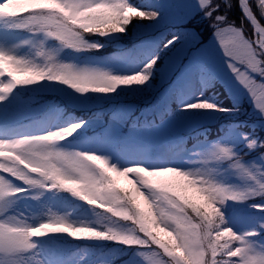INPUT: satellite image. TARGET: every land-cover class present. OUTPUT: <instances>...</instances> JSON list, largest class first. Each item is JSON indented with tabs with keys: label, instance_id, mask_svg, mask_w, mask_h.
I'll use <instances>...</instances> for the list:
<instances>
[{
	"label": "snow or ice",
	"instance_id": "6c2138e0",
	"mask_svg": "<svg viewBox=\"0 0 264 264\" xmlns=\"http://www.w3.org/2000/svg\"><path fill=\"white\" fill-rule=\"evenodd\" d=\"M238 5L242 17L257 31L264 32L250 0H238ZM175 6V13L183 18L193 11L201 13L212 30L214 45L203 48L198 34L187 29L183 19H176L174 31L155 41H141L133 73L123 76L58 62L53 52L44 49L43 40L34 45L40 63L0 46V105L6 104L18 88L41 81L59 82L78 94H110L119 86L145 85L170 53L186 47L207 55L216 50L218 42L229 61L227 69L248 93L261 117L260 123H264V64H259L255 52L261 45H254L242 31L236 33L235 26H220L228 20L231 2L175 0ZM258 6L259 10L264 7V0H258ZM159 17L158 8L144 10L127 0H0L3 32L27 30L76 51L101 47L90 43L86 35L124 33L134 18L155 21ZM168 62L170 69L175 70L171 59ZM237 63L244 65L245 71ZM53 71L60 75H49ZM195 72L201 83L213 79L206 65H197ZM252 74H259L262 82L257 83ZM177 94L179 110H191L193 116L239 111L235 104L227 107L206 96L202 88L193 91L185 86L177 89ZM164 112L171 115L167 107ZM8 119V110L0 108V122ZM112 119L123 124L127 114L114 115ZM82 126L83 120L70 121L42 134L25 132L0 138V264H73L72 254L59 245L55 234L72 240L139 246L146 249L137 253L145 264H264V172L255 164L246 166L243 156L234 152L228 141L213 143L202 154V163L227 161L239 176L252 180V185L238 188L219 183L212 178L211 168L186 171L164 163L147 167L139 162L119 167L96 151H67L58 147ZM133 126L147 127L136 121ZM240 138L250 151L264 149V139L250 138L243 132ZM258 156L264 161V151H258ZM14 180L23 187L15 185ZM33 190L34 200L45 192L69 193L101 210L103 215L98 213L100 218L94 222H75L48 208L33 217L36 223H30L23 214L5 215L14 202L12 198ZM249 200V208L260 215L249 217V227L237 232L228 222L224 208L229 201ZM102 219L110 220L111 226L101 225ZM123 256V251H113L106 264H134L123 260Z\"/></svg>",
	"mask_w": 264,
	"mask_h": 264
},
{
	"label": "rangeland",
	"instance_id": "374dc122",
	"mask_svg": "<svg viewBox=\"0 0 264 264\" xmlns=\"http://www.w3.org/2000/svg\"><path fill=\"white\" fill-rule=\"evenodd\" d=\"M146 2L145 6L141 9L155 10L158 8L160 10V17L155 21L147 20L144 25L136 28V34L141 33L144 34L143 38L146 37L143 41L158 40V36L161 34L158 30L163 28L162 25L176 19H183V24H185L189 30H192L191 26L201 15V13L196 11H193L186 18L177 15L175 13V0H147ZM250 2H253L255 7L259 10L258 0H250ZM262 18L264 19V17ZM203 22L209 29L206 21ZM247 23L248 27H241V31L244 33L245 38L253 41L255 45L257 39L256 30L252 27L250 21H247ZM192 31L198 34V43L202 45L203 48H209L214 45L215 42L212 34L208 36L201 31ZM154 33L158 36L153 35ZM26 40L29 41V43H23V41ZM41 40H43L44 49L53 52L58 62L70 63L76 67L98 68L103 71L107 70V72L115 70L124 73L128 70L127 68L133 64V61L131 64H128L126 61L106 63L93 58H89L90 60L82 58L81 61H78L79 59L72 60L66 52H61V45L54 39L49 38L45 40L42 35H33L27 30H15L5 33L0 29V46L11 48L15 55L34 60L36 63H40L41 58L35 55L36 49L34 45ZM14 45L15 47L13 48ZM185 57L187 58L185 59ZM183 58L184 61L182 60ZM169 59H171L175 70L170 69ZM228 62L227 58L223 56V50L219 49L218 42L216 50L214 52H209L207 55L202 54V51H189L186 47L178 49L165 57L162 67L159 70V83L166 82L174 72H178L181 69L179 71L181 78L179 77L180 79L172 85L174 90L181 89L180 87L183 89L185 86L193 91L201 88L203 89L204 85L198 79L195 68L200 64L206 65L217 77L222 86L239 101L238 107L243 108L248 114L251 113L256 119L258 118L257 121L255 119L259 124L258 127H255L256 125L254 123H252V125L250 124L252 134L257 135L248 136L250 138H256L258 136L257 138L260 139L261 137V139H264V123H260L261 117L253 108L248 93L236 82L231 70L227 69L226 65ZM237 67H239L241 71H245L244 65L237 63ZM186 74H188L187 80L184 76ZM123 75L124 74H122V76ZM252 75L257 80V83L262 82L259 74ZM55 89L67 93L64 91V85L59 82L41 81L31 86L18 88L14 94L9 97L6 104L0 105V108H6L9 112V119L6 122H0V138H4L5 134L11 138L13 135L24 134L25 132L42 134L47 130H54L57 128L56 123L45 122V119L21 126L22 123L28 122L29 120L31 121L32 118L35 116L37 117V115L43 111L47 112L49 115L54 112L53 108L55 109V107L50 103V101L53 100H51L48 95L49 93L56 92ZM71 91L72 95H78L74 90L71 89ZM177 95L176 91L174 97L170 98L178 102ZM163 97V99H167L169 97L168 93ZM162 105L163 104L158 105L154 111H159ZM176 106L178 107V105ZM128 111H130V109H128ZM141 114L144 116L149 115L148 111L142 112ZM189 115L187 116L185 111H180L179 108H175L170 116H166V119L148 128L139 127L125 129L120 124L114 122L92 121L89 127H85L82 130V135L79 136L78 140L73 139L74 135L67 138H72L73 141L60 143L58 147L67 151H96L97 154L109 157L110 163H115L119 167L128 166L137 162L142 163L144 166L152 167L149 164L145 165L146 162L151 160L150 162L154 163L155 166L163 159L168 166L179 167L182 170L194 171L196 169L206 170L207 168H211L213 169L212 178L219 183L238 188L252 185V180L239 176L230 168L229 162L227 161L209 162L207 165L202 163V154L210 150L213 143L228 141L233 147V151L243 156L242 162L246 166L255 164L259 167L261 172H264V161H262L258 155H255V157L247 155L251 153V151L245 147L244 142L240 138V132L234 131V129H232V131L228 130L226 133L224 132V136H219L216 139H210L205 142H193L190 144L187 142L177 143V146L174 143L175 138H173L175 133L186 130L188 127L194 125L195 122L196 124L197 122L213 123L216 116V114L211 116L199 115L196 117H189ZM66 124L67 122L63 125ZM13 125H18L19 127L13 128ZM244 134L247 135V133ZM150 149L151 153L149 154ZM251 170L253 172L256 171L255 169ZM12 182L17 186L23 187L19 181L14 180ZM121 182L123 183V181ZM33 195H35L34 190L29 193H22L16 198H12L14 202L6 210L5 215L23 214L25 218L29 219L30 223H36L33 217L40 216L42 212L51 208L53 212L65 215L69 220H71L70 216H76V213H74L75 211H77L78 217L90 219L92 222L100 218L97 215L100 213L98 210L89 206L86 202L71 196L69 193L63 191L45 192L39 199L35 200L32 199ZM250 203H252L251 200L242 203H233L229 201L224 208V213L228 222L237 232L249 227V217L260 215L257 210L249 208L248 205ZM104 224L111 226V221L102 219L101 225ZM120 226L125 227L123 223H121ZM55 236L59 245L72 254L73 264H75L76 261L82 264V260H90L88 263H83L95 264L93 259H97L99 255L102 260L101 264H106L110 254L116 250L124 252L122 259L125 261H133L134 264H145V261L137 255V253L146 251V249L139 246L129 248L118 243L113 244L112 241H95V244L92 245L93 247L90 245H82L81 249L84 250V252L81 253L80 250H75L76 242H78L77 240H72L64 234H55Z\"/></svg>",
	"mask_w": 264,
	"mask_h": 264
},
{
	"label": "trees",
	"instance_id": "16d2710c",
	"mask_svg": "<svg viewBox=\"0 0 264 264\" xmlns=\"http://www.w3.org/2000/svg\"><path fill=\"white\" fill-rule=\"evenodd\" d=\"M147 0H127V2L133 6L138 8H143ZM232 7L228 10V19L230 21H234L233 26L238 27H248L247 20L242 17V12L239 9L237 0H230ZM250 6L253 7L254 15L257 16L258 22L261 23V26L264 27V19L258 14V8L255 7L253 2H250ZM146 8V7H145ZM201 18V15L199 19ZM196 20L195 23L191 26L192 30H197L206 33L208 36L212 34V30L206 27L202 18L200 20ZM243 20V26L242 25ZM147 20H141L140 18H134L133 21L127 26L126 31L124 33H115L106 35L104 37H100L98 35H86V39L90 43H98L101 47L98 50H80L76 51L69 48L61 47V52H66L69 55V58L72 60L81 61V59H97L102 62L112 63V62H124L126 61L128 64H133L128 70L124 73H120L119 71H109V73L113 75H129L132 74L137 63V49L139 47L141 41L145 38L144 34L138 33L136 34L135 30L137 27L144 25ZM186 28L187 26L183 24ZM163 28H160L158 32L159 36L155 33L153 35L161 38L163 35L167 34L169 31H174L173 21L169 23H165L162 25ZM188 29V28H187ZM250 30V28H249ZM139 31V30H138ZM157 32V31H156ZM203 34V33H202ZM139 36V37H138ZM154 36V37H155ZM187 55V54H186ZM187 57H185L186 59ZM90 60V59H89ZM184 61V58L182 59ZM161 64L163 61L160 62ZM182 64V63H181ZM181 67V66H180ZM179 67V68H180ZM178 68V69H179ZM181 70V69H180ZM179 70V71H180ZM107 71V70H106ZM178 72H174L170 78L164 82L159 83L160 73L159 71L155 74L154 77L150 78V81L145 85H131V86H119L117 90L110 94H97V93H86V94H78L72 95L71 89L64 85V88L67 93H63L55 89L56 92L49 93V97L51 100L50 103L54 112L52 114H48L47 112H41L37 117L29 120L28 122H37L39 120H44L45 122H53L61 126L65 122L69 123L70 121H85V126H82L78 133L73 137L74 140H78L79 136L82 135V130L85 127H89L92 121H102V122H114L120 124L123 128H139L133 126V121H136L140 125H147L146 128L155 126L161 120V116L163 115V120L166 119V116H170L164 112L165 107H167L168 111L173 112V109L179 108V104L176 101H173L170 97H174L175 92L173 83H176L181 76ZM211 72V71H210ZM213 79L210 83H203L204 88L203 92L206 96L212 97L216 101L221 104L232 107L235 106L240 109L235 114L232 113H221L216 114L213 123H203V122H195L194 125L188 127L186 130H182L181 132L175 133L173 136L174 143L178 146L180 143H193V142H205L210 139H216L219 136H224L226 131L234 129V131L247 133V135L254 136L257 134H252L250 124L254 123L258 127L259 124L256 122L257 119L251 113L248 114L243 108L238 107L239 101L235 99L227 90L222 86V84L218 81L217 77L211 72ZM186 80L188 79V74L184 75ZM180 77V78H179ZM182 89V87H180ZM169 97L167 99H163L164 95L167 94ZM164 100V103H163ZM161 109L155 112V108L160 105ZM178 105V107L176 106ZM130 109V111H128ZM244 110V111H243ZM46 111V110H45ZM148 111L149 115H142V112ZM191 110H186L185 113L188 116ZM127 114V119L123 124L114 121L112 117L114 115ZM189 117H196L193 115H189ZM256 119V121H255ZM145 128V127H141ZM84 132V131H83ZM225 132V133H224ZM228 135V134H227ZM258 137V136H257ZM256 137V138H257ZM259 139V138H258ZM261 139V137H260ZM71 139H66L63 142H71ZM178 143V144H177ZM169 147V146H168ZM264 149L259 150H251V153L247 155H251L250 157H255L258 155V151H263ZM151 153V149L149 150V154ZM146 162L145 165L149 164L154 166V163ZM160 163H166L163 159L159 161ZM159 163V164H160ZM191 171V170H186ZM101 213V210L96 209ZM190 211V210H189ZM76 216H70L71 221L75 222H92L90 219H83L78 217L77 211H75ZM73 213V214H74ZM102 214V213H101ZM75 250H80V252H84L81 249L82 245L84 246H92L95 244L97 240H77ZM97 243V242H96ZM113 244H117V242H113ZM93 247V246H92ZM74 250V252H75ZM77 252V251H76ZM75 254V253H73ZM103 259V258H102ZM100 255L97 259H93L95 264H101ZM83 262H90V260H82V264H87Z\"/></svg>",
	"mask_w": 264,
	"mask_h": 264
},
{
	"label": "clouds",
	"instance_id": "9594fccd",
	"mask_svg": "<svg viewBox=\"0 0 264 264\" xmlns=\"http://www.w3.org/2000/svg\"><path fill=\"white\" fill-rule=\"evenodd\" d=\"M230 2V0H229ZM9 7H11V5H9ZM259 15L261 17H264V7H262L260 10H259ZM234 21H230L229 19L227 21H222L220 26L221 27H228V28H232L233 25H234ZM252 25V24H251ZM243 26V20H242V25ZM211 27V25H210ZM252 27L255 28L254 25H252ZM256 30V28H255ZM235 31L236 33H240L241 31V27H238V26H235ZM256 33H257V39L255 41V44L256 43H259L261 46L259 49H256L255 52H256V59L258 60L259 64H264V59H260V57L262 55H264V32H259L256 30ZM241 40L243 41V36L241 37ZM250 40V39H249ZM251 41V40H250ZM253 43V41H252ZM49 75L53 76V77H56V76H59L60 73L58 71H53L52 73H50ZM65 132H68V134H70V131L69 130H65Z\"/></svg>",
	"mask_w": 264,
	"mask_h": 264
}]
</instances>
